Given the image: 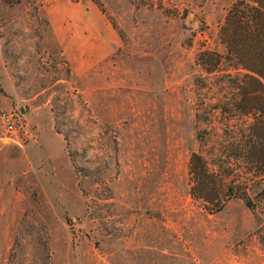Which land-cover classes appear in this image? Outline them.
<instances>
[{
  "label": "rangeland",
  "instance_id": "1",
  "mask_svg": "<svg viewBox=\"0 0 264 264\" xmlns=\"http://www.w3.org/2000/svg\"><path fill=\"white\" fill-rule=\"evenodd\" d=\"M232 1L0 0V264H264L242 199L190 193Z\"/></svg>",
  "mask_w": 264,
  "mask_h": 264
},
{
  "label": "trees",
  "instance_id": "2",
  "mask_svg": "<svg viewBox=\"0 0 264 264\" xmlns=\"http://www.w3.org/2000/svg\"><path fill=\"white\" fill-rule=\"evenodd\" d=\"M225 50L202 48L199 67L216 72L227 94L214 106L222 126L198 133L200 149L188 160L190 193L210 212L233 197L242 199L256 220L264 244V0H233L219 27Z\"/></svg>",
  "mask_w": 264,
  "mask_h": 264
},
{
  "label": "built area",
  "instance_id": "3",
  "mask_svg": "<svg viewBox=\"0 0 264 264\" xmlns=\"http://www.w3.org/2000/svg\"><path fill=\"white\" fill-rule=\"evenodd\" d=\"M0 117L5 130L4 134L0 136L2 141L9 139L11 135H19L21 128H24L20 115L18 113H3Z\"/></svg>",
  "mask_w": 264,
  "mask_h": 264
}]
</instances>
